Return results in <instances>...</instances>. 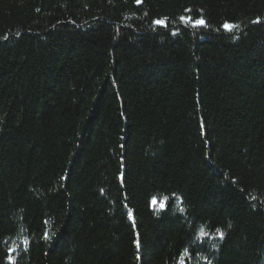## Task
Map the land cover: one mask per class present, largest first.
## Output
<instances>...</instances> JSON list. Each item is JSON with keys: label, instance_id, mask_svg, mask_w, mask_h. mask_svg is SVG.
I'll return each mask as SVG.
<instances>
[{"label": "trees", "instance_id": "16d2710c", "mask_svg": "<svg viewBox=\"0 0 264 264\" xmlns=\"http://www.w3.org/2000/svg\"><path fill=\"white\" fill-rule=\"evenodd\" d=\"M0 264H264V0H0Z\"/></svg>", "mask_w": 264, "mask_h": 264}, {"label": "snow or ice", "instance_id": "6c2138e0", "mask_svg": "<svg viewBox=\"0 0 264 264\" xmlns=\"http://www.w3.org/2000/svg\"><path fill=\"white\" fill-rule=\"evenodd\" d=\"M137 2L139 3V0H137ZM181 20L182 21H184V18L183 17H181ZM185 22H187V21H185ZM154 23L155 24H158V25H163L164 24V21H162V20H157V21H154ZM205 24V21H203V20H197V21H195V23H194V25L193 26H203ZM224 27L227 29V30H231L232 28H234V27H238V26H234V25H224ZM155 203H157L155 200L153 201V204H155ZM161 207H163V202H161ZM221 235V237H222V233L220 234ZM46 238H47V236H46Z\"/></svg>", "mask_w": 264, "mask_h": 264}]
</instances>
